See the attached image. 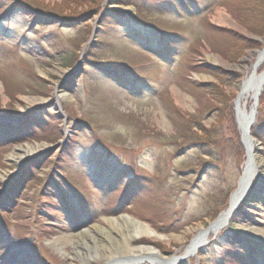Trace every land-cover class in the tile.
<instances>
[{
	"label": "rangeland",
	"instance_id": "obj_1",
	"mask_svg": "<svg viewBox=\"0 0 264 264\" xmlns=\"http://www.w3.org/2000/svg\"><path fill=\"white\" fill-rule=\"evenodd\" d=\"M14 1L0 0V115L26 121L0 116V173L8 172L0 180V264H95L93 247L79 251L74 240L62 251L49 242L122 215L165 236L133 245L184 255L195 228L228 209L242 176L246 153L229 111L264 48L252 30L257 19H237L239 0H99L85 18L92 6L83 0H21L28 13ZM210 24L242 38L229 49ZM209 66L238 78L221 84ZM212 84L231 96L225 110L207 109L216 105ZM256 120L264 157V103ZM24 143L49 147L17 163L11 155ZM20 166L27 179L16 187ZM256 194L260 202L241 205L228 227L173 264H264V251L240 230L251 221L264 228V192ZM107 243L122 256L120 242Z\"/></svg>",
	"mask_w": 264,
	"mask_h": 264
},
{
	"label": "bare ground",
	"instance_id": "obj_2",
	"mask_svg": "<svg viewBox=\"0 0 264 264\" xmlns=\"http://www.w3.org/2000/svg\"><path fill=\"white\" fill-rule=\"evenodd\" d=\"M258 53V58L255 64L257 65V69L264 63V48ZM254 82H264V70L262 73H256L254 76L247 78L239 84L240 93L236 100L235 108L237 120L240 125L237 122L236 123L242 131L247 128V123H249L252 117L251 112L253 108L249 111L247 105L252 103L255 99H258V101L260 99L259 93H256L253 89L248 88L247 84L251 83L252 85ZM1 116L7 118L5 115ZM18 118L24 119L26 116L20 114L18 115ZM243 145L248 159L243 168L241 182L244 183L246 187H249L250 183L257 178H259L261 182L264 180V158L261 154V147L256 140L244 136ZM48 147L49 146H46V144L24 143L16 148L15 152L11 155V158H13L15 162L19 163L24 157L31 154H37ZM31 166L32 164H30L29 168ZM246 166L248 167L246 168ZM21 172H23L22 168ZM6 177H8V172L2 171L0 173V180H5ZM233 201L230 202L232 203L231 205H233ZM226 212L227 210L221 214L216 223L211 222L210 227L198 225L197 228H195L197 232L191 240L189 246H187V255L195 254L200 247L203 246L204 242L208 240L211 234H217L223 226L227 224L225 218ZM104 221L108 223V226L95 224L87 229L85 228L84 230L79 231V233L62 234L61 236L54 238L49 243L62 251H65L64 245L67 242L74 240H76L75 246L79 251H83L84 248L90 249V247H93L94 251L98 254L96 255L97 259L94 258L95 264H131L134 260L148 258V256L158 264H167L169 262V257L162 255L159 250L149 245H133V241L135 239L145 235L157 236L160 239L165 238L164 235L157 234L145 222L130 217L129 215L104 217ZM240 230L242 233L247 235L248 240L254 241L256 244L264 245V228L251 222L249 224L240 225ZM245 235H242L243 239L245 238ZM205 237L207 239L204 240ZM107 241L111 244H118L120 242L119 245L122 249V256L116 257V254L114 255V252L110 250L111 248ZM108 250L109 252H107ZM119 258L125 259H122L121 261L117 260ZM126 258H133V260L126 263Z\"/></svg>",
	"mask_w": 264,
	"mask_h": 264
},
{
	"label": "trees",
	"instance_id": "obj_3",
	"mask_svg": "<svg viewBox=\"0 0 264 264\" xmlns=\"http://www.w3.org/2000/svg\"><path fill=\"white\" fill-rule=\"evenodd\" d=\"M83 1H84V3L89 2L88 5L92 6V7L88 8V10L90 12H87L85 14L80 15V16H82V18H85L86 16H90V14H92V12H94V10H96V9L99 10L98 9L99 6H97V4H99V0H83ZM112 1L118 2L119 0L118 1L112 0ZM126 1L129 3H134V0H126ZM13 3L15 6H17V5L23 6V8L27 11V13L30 11V6H28V4H26V3H23L21 0H15ZM93 3H96V4L94 5ZM182 3H186V2L183 1ZM180 6H183V5H180ZM235 8H236V13H238V18L236 17L237 19L242 20L245 23H248L247 22L248 19H251V20L257 19V26L255 27V25H256L255 24L256 22H255L252 25V30L255 34L264 35V0H239L238 3L236 4ZM141 11L144 12L145 10L141 8ZM248 12L250 15H247ZM210 26H211V28L215 29V32L217 35L220 34L223 38L231 40L232 43H231V46L229 47V49L233 48L236 45L237 39L242 38V36L239 35L238 32L230 29L229 27L218 26L216 28V26L213 24H210ZM213 71H215L216 76H218L219 79L221 80V82H220L221 84L226 83V82H232L238 78L236 74H234L232 72H227V71L222 70L220 68H217L216 70L214 69ZM212 85H213L212 89H210L208 91L211 92V94L214 93L216 101H214L212 103L216 104V105H210L207 107V109L212 107L215 109H220V111L225 110V107L228 105L229 99L231 96L227 95L220 85H218V84L217 85L212 84ZM221 101L223 102L222 105L218 106L217 103H221ZM260 102H261V104L264 103V93L261 96ZM228 110H230V109L228 108ZM229 117L231 118V122H230L231 125L229 126V128L230 129L234 128L236 131V134H237L238 132L236 130V124L234 121V112L232 109L229 111ZM222 119L224 120V117ZM186 124H187V128L191 129V132L193 133L194 121L191 122V119L188 118L186 120ZM199 126L204 129L203 124H200V122H199ZM254 132H255L256 136L259 137L258 129H256ZM195 136L198 137V135H195ZM198 138H201V137L199 136ZM240 148L241 149H239V152L241 155V154H243L244 149H243V146L242 147L240 146ZM26 175H27L26 171L24 170L22 175L18 179L15 180V183L16 184L17 183L22 184L23 181H25V179L27 178ZM233 220H234V218H233ZM242 256H244V255H242Z\"/></svg>",
	"mask_w": 264,
	"mask_h": 264
},
{
	"label": "water",
	"instance_id": "obj_4",
	"mask_svg": "<svg viewBox=\"0 0 264 264\" xmlns=\"http://www.w3.org/2000/svg\"><path fill=\"white\" fill-rule=\"evenodd\" d=\"M99 68L100 69H104L105 67L104 66H99ZM209 68H214V67H212V66H209ZM255 75V73H253V75L252 76H254ZM248 88H250V89H254L255 90V92H257V93H259L260 94V92H262L263 91V88H264V82H254V83H252V85H251V83H249L248 84ZM238 89H239V86H238ZM257 106H258V99L257 100H255V103H254V108H253V110H252V117H251V119H250V121H249V123H247L246 125H247V128L244 130V131H242L241 130V138H242V141H243V139H244V136L245 137H247V138H252V139H254V140H256L258 143H259V145H260V147H261V149H262V146H261V142H259L254 136H253V134H252V126H253V124L255 123V115H256V113H257V111H256V108H257ZM7 120H9V119H12V118H6ZM240 125V124H239ZM58 147V144H56V145H53L51 148H50V151H53V150H55L56 148ZM50 151H47L46 153H48V152H50ZM46 153H42V154H40V155H38L40 158L41 157H43V156H45V154ZM246 157H247V153H246ZM247 159H248V157H247ZM247 159H246V161H245V163L247 162ZM249 161V160H248ZM251 163V162H250ZM245 165V164H244ZM248 166H246V168H247ZM21 168H22V166H20L19 168H18V171H17V173L16 174H14V176H19L20 175V173H21ZM259 178L256 180V182L253 184V186L252 187H250V185H249V187H246V185L244 184V183H242L241 182V178H240V181H239V183H238V185H237V188L234 190V192L232 193V195H231V198H230V202H232L233 201V199H234V201H233V205H231L232 203H230L229 202V208L227 209V212L225 213L226 214V223L228 222V220H229V218L232 216V214L234 213V211H235V209L236 208H238V206L240 205V204H242V203H246V202H250V201H252V200H254L253 199V197L255 196V197H257L258 196V200H260V199H262V196H260V195H257L256 194V192H264V180H263V184L262 183H259ZM251 184V183H250ZM220 218V216L213 222V223H216L217 222V220ZM226 226H227V224H225ZM209 227H210V225H209ZM228 227V226H227ZM206 239V237L204 238V240ZM208 241H205L204 242V244L205 243H207ZM203 244V245H204ZM151 247H153V246H151ZM187 253V250H186V252H185V254L184 255H182V256H180V257H171L170 258V260H169V262L167 263V264H173L174 263V260L176 261V260H183L184 258H186L187 256H191V255H193V254H190V255H187L186 254ZM122 259H125V258H119V259H117V260H122ZM127 260H125V262L126 263H128L129 261H132L133 260V258H126ZM143 262H150V263H155L154 262V260L152 259V258H149V256H148V258H142V259H138V260H134V261H132L131 262V264H141V263H143ZM112 264H114V263H112Z\"/></svg>",
	"mask_w": 264,
	"mask_h": 264
}]
</instances>
